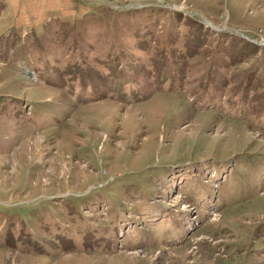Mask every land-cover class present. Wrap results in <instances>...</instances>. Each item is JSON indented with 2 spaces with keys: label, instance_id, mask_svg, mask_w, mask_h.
Wrapping results in <instances>:
<instances>
[{
  "label": "rangeland",
  "instance_id": "obj_1",
  "mask_svg": "<svg viewBox=\"0 0 264 264\" xmlns=\"http://www.w3.org/2000/svg\"><path fill=\"white\" fill-rule=\"evenodd\" d=\"M0 264H264V0H0Z\"/></svg>",
  "mask_w": 264,
  "mask_h": 264
}]
</instances>
